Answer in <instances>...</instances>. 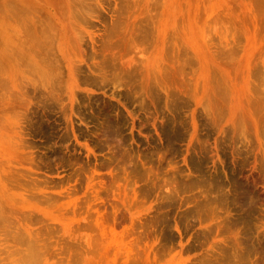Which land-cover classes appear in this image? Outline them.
I'll return each mask as SVG.
<instances>
[{
    "label": "rangeland",
    "instance_id": "374dc122",
    "mask_svg": "<svg viewBox=\"0 0 264 264\" xmlns=\"http://www.w3.org/2000/svg\"><path fill=\"white\" fill-rule=\"evenodd\" d=\"M0 264H264V0H0Z\"/></svg>",
    "mask_w": 264,
    "mask_h": 264
}]
</instances>
